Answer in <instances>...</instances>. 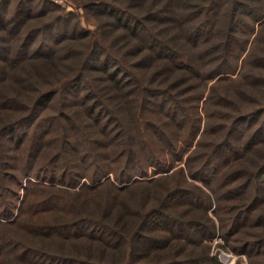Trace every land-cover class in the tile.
<instances>
[{
	"label": "trees",
	"instance_id": "trees-1",
	"mask_svg": "<svg viewBox=\"0 0 264 264\" xmlns=\"http://www.w3.org/2000/svg\"><path fill=\"white\" fill-rule=\"evenodd\" d=\"M7 1L0 0V261L105 264L110 247L131 258L158 257L166 249L159 264H222L182 246L215 232L207 213L213 202L224 240L234 239L232 248L251 257L264 253V235L257 231L251 238L232 237L247 221L264 225V164L218 173L220 158L239 149L243 121L263 115L245 147L264 139V104L231 114V121L219 124L223 137L210 147L199 139L186 167L178 168L188 185L162 190L159 184L157 202H150L148 181L128 185V195L114 190L123 189L114 180L126 182L152 164H167L162 149L177 148V132L170 128L189 117L177 90L191 78L184 71L205 81L234 71L231 55L251 40L264 18V0H136L131 9L109 0L84 2L86 20L105 14L121 29L132 63L91 37L79 14L55 0H17L8 12ZM261 29L248 49L258 65H264ZM203 59L207 67L198 73ZM213 92L217 105L232 103ZM82 177L87 182L80 184ZM229 197L237 201L233 206Z\"/></svg>",
	"mask_w": 264,
	"mask_h": 264
},
{
	"label": "rangeland",
	"instance_id": "rangeland-1",
	"mask_svg": "<svg viewBox=\"0 0 264 264\" xmlns=\"http://www.w3.org/2000/svg\"><path fill=\"white\" fill-rule=\"evenodd\" d=\"M62 8L65 9H73L75 12L79 14V18L81 19V24L85 26L87 29L90 30L91 37L96 38L101 44L105 45L109 48L110 51L121 57L126 62L132 63V60L134 58V55H132V50H130V46L126 43H124L123 35L121 33V29L116 28L113 23L112 19L105 15H99L98 18H95L94 21L91 19V21L86 20L84 17V10L83 7L84 2H87L89 0H55ZM100 1V0H98ZM113 3H116L120 6L130 7V9L133 7L136 2V0H109ZM17 2V0H8L7 1V7L6 11H10L13 9V4ZM163 2V0H157L155 5H159V3ZM60 7V9H61ZM59 9L56 10H50V13L52 12H58ZM49 13V14H50ZM53 15V14H52ZM73 18H75L73 16ZM264 18L257 21L255 23V29L252 31V34L250 36V39L248 41V44L246 45L245 49H242L240 54H232L231 60L233 63L236 64L235 70L231 72L226 73H220L217 76L213 77L212 79H208L205 81L203 76H199L195 73L192 74L191 70H185L184 75L191 76L190 80L184 81L179 85L178 92L181 91L180 95L182 99L184 100L185 105L188 107L189 110V117L185 119V122L178 127L172 126L170 129L173 130L175 128L176 130V136H177V148H164L162 149V154L167 160V164L164 166H157L155 164H152L148 167L147 173L140 175H134L129 181L126 182H114L120 186H123V189H117L114 190L119 195H128L127 187L128 185L134 183L136 180H143L149 182V190L152 191L149 199L150 202H157L155 197V194L158 193V185L162 184V190L164 186L166 188H172L176 184H183L188 185L189 181H186L183 179V175L179 174L178 168L179 167H186V158L188 152H190L197 144L199 139H201V145L205 147H210L213 140L218 141L221 140L223 137V131L221 132V129H219V124L223 122H229L232 119L231 114H237L238 111H250L255 108L261 107L264 104V65H258L253 61V56L248 55V49L250 44H252V39L255 36V33L258 31L259 28L261 29V33L264 35ZM263 20V21H262ZM160 25V24H159ZM170 32V28L168 29L167 25L164 29V32ZM264 37V36H262ZM263 46V44H262ZM257 53L262 54L263 50L261 48H256L255 50ZM133 56V57H132ZM253 57V58H252ZM206 64V65H204ZM206 61H201L200 65L197 66L199 69L198 73H203L204 69L207 67ZM148 70V69H147ZM148 72V71H147ZM146 71L142 72L144 74H148ZM177 74V73H176ZM148 77V76H147ZM147 77L145 80H147ZM161 76L158 75L155 79V82H159ZM174 78V76L171 77V79ZM153 82L154 84H156ZM160 83V82H159ZM162 85V84H161ZM176 87V86H175ZM212 89L215 91L214 94H220L226 95L231 97V101L227 103H220L217 105L215 103V97L213 95L210 96ZM242 94L240 93V91ZM216 96V95H215ZM218 98V97H217ZM223 105V107H222ZM222 107V108H220ZM155 111H150L149 116L153 117L155 115ZM229 115V116H228ZM263 118V115H257L254 119L250 121L249 124H246V121H243L239 127L240 128V138H238L239 141L236 142V144L239 146V149L237 151H230L229 155L225 159L220 158V167L218 170V173L220 174L224 170H232L236 169L238 167H250L251 169L257 168L259 165L264 164V139L258 138L257 142H252V144L248 145L249 147H245V139L251 138V132L256 128L258 123ZM162 121H167V117L160 116L159 118ZM190 120H192V131L189 134V129L186 126L189 124ZM187 122V123H186ZM199 126L198 130L194 132L193 128H196V126ZM171 126V125H170ZM186 136L188 138V142L186 140ZM202 137V138H201ZM190 138V139H189ZM254 140L256 137H253ZM156 145H162L159 143L158 140H156ZM162 146H160L161 148ZM46 148L45 143L41 146H39V151H42ZM180 151V155H176ZM257 170V169H256ZM109 175L112 179L113 175L112 172H108L106 176ZM162 178H161V177ZM240 177L241 174H238L236 176ZM29 176L26 174L22 175V180L25 181ZM105 177V176H104ZM239 177L237 179H239ZM232 179L230 182L235 183L237 179ZM187 180L193 181L199 185H203L202 181L200 179H193L190 176H186ZM82 181L87 182L85 177H82L80 180V184ZM137 186V185H136ZM204 186V185H203ZM105 186H102V188ZM72 188V187H70ZM69 188V189H70ZM129 188V187H128ZM160 189V188H159ZM73 190V189H70ZM113 190V191H114ZM114 191V192H115ZM22 193V189L20 187V194ZM163 195L162 191L160 193ZM159 194V195H160ZM226 202L233 206V204L236 201V199H233L232 197H229ZM261 210L264 212V201L261 202ZM215 203H212V206L207 210V213L212 217V219L215 221L216 230L212 234V236H209L207 238L202 239L201 241L197 240L195 243L191 242H185V244H182L184 250L191 249V251L194 252V254H205L207 253L210 256H217L218 260L223 264L221 261V258L217 255V253L223 251V250H229L235 253H243L245 254V259L242 260V258H239L236 260L235 263L239 264H254L257 259L264 260V253L260 256H253L251 257L246 252H238L232 248V244H234V239H231L229 243H227L222 235L220 234L218 230V218L215 212L213 211ZM234 210V212H233ZM236 209H232L230 213L235 214ZM219 212H223L222 210ZM257 231V232H256ZM256 232L258 234L264 235V225L257 224V225H250V223L247 221L243 224H241L237 231H235L232 235H240L244 237L251 238L253 233ZM221 238L218 240V238ZM128 249V248H127ZM107 252H112L113 254H106L103 256V261L105 264H159L163 260V256L166 252V249L159 253V256H152V254L142 255L138 256L136 258H131V256L128 254V251H122L120 252L117 249H112L110 247L106 248ZM192 252V253H193ZM216 252V253H215ZM0 264H6L3 261H0Z\"/></svg>",
	"mask_w": 264,
	"mask_h": 264
},
{
	"label": "built area",
	"instance_id": "built-area-1",
	"mask_svg": "<svg viewBox=\"0 0 264 264\" xmlns=\"http://www.w3.org/2000/svg\"><path fill=\"white\" fill-rule=\"evenodd\" d=\"M220 239L221 238L219 237L218 240H220ZM217 255L219 256V258H221V261L223 262V264H233L239 258H242V260L245 259V254L235 253V252H232L229 250H223V251L217 253Z\"/></svg>",
	"mask_w": 264,
	"mask_h": 264
}]
</instances>
